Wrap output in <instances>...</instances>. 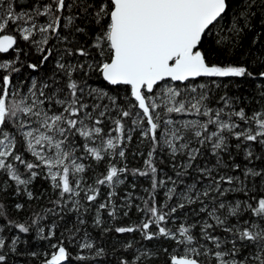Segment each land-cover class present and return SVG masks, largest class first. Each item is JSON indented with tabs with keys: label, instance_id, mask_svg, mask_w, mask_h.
Listing matches in <instances>:
<instances>
[{
	"label": "snow or ice",
	"instance_id": "1",
	"mask_svg": "<svg viewBox=\"0 0 264 264\" xmlns=\"http://www.w3.org/2000/svg\"><path fill=\"white\" fill-rule=\"evenodd\" d=\"M0 264H264V0H0Z\"/></svg>",
	"mask_w": 264,
	"mask_h": 264
},
{
	"label": "trees",
	"instance_id": "2",
	"mask_svg": "<svg viewBox=\"0 0 264 264\" xmlns=\"http://www.w3.org/2000/svg\"><path fill=\"white\" fill-rule=\"evenodd\" d=\"M139 163H140L139 161H132L131 162V166H138ZM141 184H142V186L147 187V183L146 182L141 181ZM137 191L139 192V189Z\"/></svg>",
	"mask_w": 264,
	"mask_h": 264
}]
</instances>
